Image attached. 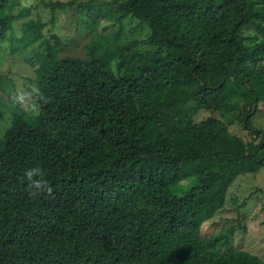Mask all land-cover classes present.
Returning <instances> with one entry per match:
<instances>
[{"label":"trees","instance_id":"obj_1","mask_svg":"<svg viewBox=\"0 0 264 264\" xmlns=\"http://www.w3.org/2000/svg\"><path fill=\"white\" fill-rule=\"evenodd\" d=\"M114 5L117 17L86 58L60 57L62 40L44 35L42 22L16 36L12 52L43 50L33 54L36 121L17 104L0 137V264H264L244 249L213 253L228 239L201 232L238 176L264 164V129L253 121L264 104V0ZM126 19L148 27L152 51L114 46L106 31L117 26L120 40ZM13 20L0 15V42ZM250 26L260 36L246 35ZM241 107L259 143L221 118L195 121L200 108L226 115ZM36 166L52 196L28 195L24 173ZM189 178L193 185L174 193Z\"/></svg>","mask_w":264,"mask_h":264},{"label":"rangeland","instance_id":"obj_2","mask_svg":"<svg viewBox=\"0 0 264 264\" xmlns=\"http://www.w3.org/2000/svg\"><path fill=\"white\" fill-rule=\"evenodd\" d=\"M62 1H75L63 7L54 8L51 4ZM115 0H10L0 9V15L14 16L12 29L9 30L5 41L0 42V137L11 126L14 117V108L18 104L25 112V119L35 123L38 111L35 106L37 81L36 69L38 62L33 60L34 50H43L40 43L28 47L24 51L12 52V46L16 36L25 35L26 23L34 21L45 23L43 34L50 37L56 34L62 40L63 48L60 57L75 56L86 58L88 47L95 38L103 39L102 27L112 25L114 17H117ZM97 23L94 25V18ZM93 24H91V23ZM92 27H94L92 29ZM117 26L109 28L106 33L114 46L126 53L152 51V47L146 43L149 37V29L141 25L137 19H126L124 32L117 40L113 31ZM246 35L260 36L256 27H246ZM116 61L114 65H116ZM117 69V67L115 66ZM196 106L195 101L189 103ZM245 107L228 113L200 108L195 116V121L201 122L211 116L221 118L229 123L230 130L242 137L246 142L259 143L262 137L254 138L250 131L246 130L242 116ZM253 117L254 124L264 129V104L260 105ZM263 136V135H262ZM195 182L189 178L173 188L174 193L184 194ZM203 238L226 236L228 244L214 248L215 254L226 253L231 249H244L258 255L264 262V164L257 172L244 173L232 184L225 208L214 218L207 221L202 229Z\"/></svg>","mask_w":264,"mask_h":264},{"label":"clouds","instance_id":"obj_3","mask_svg":"<svg viewBox=\"0 0 264 264\" xmlns=\"http://www.w3.org/2000/svg\"><path fill=\"white\" fill-rule=\"evenodd\" d=\"M24 175L27 180L28 195L30 197H38L45 193L48 196H52L53 188L49 181L45 179V172L41 167L29 168Z\"/></svg>","mask_w":264,"mask_h":264}]
</instances>
